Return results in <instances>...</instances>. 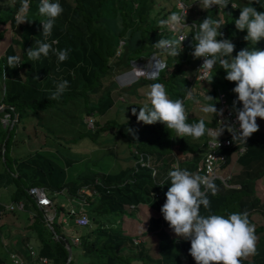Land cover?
<instances>
[{"label":"trees","instance_id":"trees-1","mask_svg":"<svg viewBox=\"0 0 264 264\" xmlns=\"http://www.w3.org/2000/svg\"><path fill=\"white\" fill-rule=\"evenodd\" d=\"M51 2H58L63 12L56 19L51 35L45 37L41 33L43 30L41 21L46 18L38 12L40 0H0V25L9 24L12 30L11 43L0 55V77L4 85L1 101L7 107L5 112L10 113L12 118L16 116L15 123L27 111H31L39 122L42 114L51 107H62L70 101L84 99L88 101L84 108L85 113L94 121L95 128V125L99 124L98 116L114 107L116 101L131 102L133 104L131 108H136L138 114L139 107L150 105L147 98L150 86L160 83L165 87L169 99H181L184 106H189L187 123L193 124L203 119L206 129L217 126V114L204 113L201 110L204 106L214 105L209 103L210 99L202 100L203 96L200 93L191 95V98L188 96L195 83L194 66L199 60L192 55L196 43L193 35L198 31L199 25L196 31L192 29L189 31L192 46L184 44L180 55L171 57L154 46L161 38L176 39L165 26L161 27L156 20L152 23L154 19L152 12L156 5L154 0H51ZM237 4L236 8H228L223 12V21L220 16L214 17L213 12H208L199 22L212 17L213 21L219 23L218 31L222 36L218 39H229L234 43L233 57L245 48L264 50V39L256 45L251 41L247 42L244 39L247 31H238L234 24L235 19L239 17L240 9L245 6H253L257 11H264V0H258L256 3L252 0H239ZM21 19L28 21L19 24ZM41 42L49 43L54 50H69L68 58L59 62L55 52L50 51L47 57L41 55L38 60H29L27 50L30 47L37 48ZM14 45L19 49H15ZM152 53L160 56L167 65L156 78L142 76L125 88H119L113 81L104 89L103 78L112 73L119 75L130 70L134 60L141 57L149 58ZM9 56H18L21 64L15 68H8ZM5 72L7 77L4 75ZM225 76L226 72L217 63L209 78L199 84H211L212 90L203 86V90L211 97L216 95L217 91L225 92L232 109L233 101L237 98L232 89L236 85L227 81ZM62 81L68 82L66 91L58 100L51 99L56 85ZM91 95L97 96L96 99H88ZM197 101L202 103L194 106V102ZM215 107L219 109L217 104ZM236 107L242 108V104L238 103ZM113 121L114 119H109L104 125L97 126V129L93 130L94 133L107 130L105 128ZM123 123L127 126L133 123L127 128L133 132L122 131L116 127L118 129L116 133L122 135L130 159L126 167H121L114 173L81 174L68 178L60 164L39 152L33 155L29 162H22L28 167L23 169L25 175L19 173L16 176L17 196L22 195L25 206L26 202H29L35 208L34 223L37 228H42L38 256L47 257L52 264L67 263L68 252L65 243L69 242L72 248L73 245L70 238L61 232V221L58 220L59 214L64 210L56 203L55 195L65 190L66 196L79 199L80 191L88 188L92 194H85L81 201L84 202L83 209L86 211L84 213L90 214L92 219L90 220L88 215L89 225L82 229L75 226L74 229L81 246L78 252L87 259L84 264H195L189 255L190 241L170 235L167 230L169 226L163 219L160 209L171 183L168 178V172L173 170L171 164L177 161L181 169L197 174L195 164L202 153L200 147L210 137L209 134L206 131L199 139L177 138L175 133L169 132L162 123L157 122L153 125L138 123L131 112ZM13 130L12 128L9 138L4 143L5 164H8L6 144ZM242 145L246 147L245 152L234 157L241 169L237 174H232L230 181L232 185L238 187H226L219 179L212 180L217 187V193L212 195L210 191H206L210 207L205 209L201 206L202 215L215 214L227 217L231 213L247 211L251 223L254 214H260L264 220V201L256 195V182L264 174V135L256 132ZM239 146L236 144L224 151L229 155ZM136 151L150 156V164L156 169L154 177L150 168L139 167L136 170L135 161L138 157ZM71 162L69 159L68 165ZM31 186L44 187L55 204L58 215L50 229L45 224L43 210L36 206L26 191ZM139 204H145L157 213L156 216L149 218L145 231L157 239L156 256L150 254L145 241L139 240L134 243L135 237L124 234L120 227L110 225L107 220L109 215L121 217L129 213L127 206L135 208ZM2 210L0 207V211ZM68 214L74 219L80 213ZM254 225L257 254L242 259L241 264H264V224ZM54 235L58 237L54 238ZM27 256L30 258L29 253ZM29 262L36 264L37 258L30 259ZM0 264H3L2 259ZM68 264H73V256Z\"/></svg>","mask_w":264,"mask_h":264},{"label":"clouds","instance_id":"clouds-1","mask_svg":"<svg viewBox=\"0 0 264 264\" xmlns=\"http://www.w3.org/2000/svg\"><path fill=\"white\" fill-rule=\"evenodd\" d=\"M254 2L258 0H253ZM199 5H202L201 8L205 10L211 9L214 5L224 10L229 5V0H199ZM234 7L232 5V8ZM38 12L46 18L41 21L43 28L41 33L47 37L51 35L55 21L63 12V8L58 2L40 0ZM186 14V11L183 15L173 13L167 20H161L160 26H180L184 23ZM26 21L28 20L21 19L19 24ZM234 24L238 31H247L244 37L247 42L251 41L256 45L264 39V11H257L253 6H245L240 9L239 17L235 19ZM218 29L219 23L209 17L200 22L198 31L193 35L196 43L192 55L197 59L203 58V64L198 70L202 71L203 78H207L214 66L219 63L226 72L225 79L235 83L236 86L232 91L237 98L233 101L232 111L235 112L239 129L229 126L227 131L232 133L233 141L238 139L247 143L248 138L259 130L257 118L264 119V50L245 48L233 57L234 43L229 39H218L222 36ZM185 39L186 37L161 38L154 46L163 50L168 56L178 57ZM50 51L55 52L59 62L68 58L69 50H54L49 43L42 42L35 49L30 47L26 54L29 60H38L41 55L47 57ZM150 58L152 63L148 71L152 77L149 78H156L158 72L167 65L157 54L156 59L152 58V55ZM20 64L18 56L7 58L8 68H15ZM134 70L141 71V69H133L132 66L130 70L119 75L129 74ZM155 70L157 72H154ZM4 75L7 77L6 72ZM67 87V81L58 83L50 98L58 100ZM188 95L191 98V92ZM147 98L150 105L145 104L139 107L138 114L136 108L131 110L138 123L142 122L145 125L162 123L169 132H174L177 138L199 139L205 135L207 129L204 120L201 119L193 124L187 123L189 114L184 102L181 99H169L162 84H152ZM207 99L213 98L207 95ZM238 103L242 104V108L236 107ZM201 110L204 113L223 114L222 110L218 112L215 104L204 106ZM127 131L133 132L132 129ZM224 131L225 127L222 126L218 132L214 133L217 141ZM168 178L171 183L165 193L166 199L160 211L175 236L178 239L190 241L189 255L195 264H241L242 259L257 254L255 225L250 222L247 211L231 213L227 217L215 214L205 216L200 213L201 206L205 209L210 207L206 191H210L212 195L217 193L216 185L208 176L193 174L174 165L173 170L168 172Z\"/></svg>","mask_w":264,"mask_h":264},{"label":"rangeland","instance_id":"rangeland-1","mask_svg":"<svg viewBox=\"0 0 264 264\" xmlns=\"http://www.w3.org/2000/svg\"><path fill=\"white\" fill-rule=\"evenodd\" d=\"M244 1V0H242ZM253 1V0H252ZM155 9L152 12L154 16L152 23L157 21V23L165 19L169 18L171 14L176 13L178 11V7H176L175 0H154ZM197 8L194 9L197 10ZM193 10H190L189 16L196 18L197 15ZM212 20H214L211 17ZM0 32H2V37L0 38V55L4 52L6 47L11 43L12 39V30L9 24L0 25ZM15 49H19L17 45H14ZM152 59L149 57L145 59L146 69L151 66ZM143 71H135L130 72L129 74L117 75L116 73H112L109 76L102 79L103 87L106 89L112 82L114 81L119 88L129 87V83L133 82L137 78L144 76L142 74ZM146 77V76H145ZM1 77H0V89L1 87ZM203 86H206L209 90H212V86L209 83H205V85H200L199 83H194L193 88L191 90V95L195 93H200L205 100L207 98V93L203 90ZM222 88V87H220ZM219 89V86H218ZM197 91V92H196ZM214 91V90H213ZM3 94V91H0V96ZM210 94V93H209ZM213 99L209 100V103L217 104L219 106V111L222 108V105L218 99V95H212ZM97 96L91 95L89 98L96 99ZM121 100V98H120ZM212 101V102H211ZM88 104V101L84 99H77L74 101H70L66 103V105L62 107H51L48 111H45L40 118V121L33 120V123L36 122L37 131H43V135L47 140V146H53L52 149L46 147L45 149H37L41 155H45L46 153L51 158H53L58 164H60L67 174L68 178H74L77 175L81 174H91V173H106V172H116L121 167H126L129 164L130 155L126 150V145L124 143L122 135L116 133V131L122 130L125 131L130 125H125L123 122L130 116V112L132 110L131 102L124 101H116L114 103V107L109 109L105 114L98 116V125H95V128H89L91 126L87 125L84 118H87V114L85 113V105ZM202 103L201 101L194 102V106ZM228 105L230 106L228 100ZM130 106V107H129ZM189 107V106H188ZM188 107L185 106L186 111H188ZM231 108V107H230ZM120 109V110H119ZM128 111V112H127ZM109 119H114L113 122L109 124V126L104 130L98 133H94L93 130L97 129V126H102ZM21 122H26L25 119L21 118ZM32 121V119H31ZM19 122L15 126V131H13L9 141L6 144V155L9 154V150L12 148H16V150L24 151L28 149V136L35 134V126L32 129H29L27 132L29 134L25 135L22 133V130L16 129L20 128ZM29 124H31L29 122ZM118 129H117V128ZM99 129V128H98ZM262 130H264V121H262ZM21 131V132H20ZM15 133V134H14ZM17 139V140H15ZM43 144V143H42ZM4 152L2 155L4 156ZM2 156V160H4ZM71 159L72 162L68 165V160ZM241 169V166L237 164V162L233 159L230 167L227 168V171L231 172L233 175L237 174ZM261 186L263 191H258L259 194L264 195V179L257 180L256 186ZM89 195L92 194L91 190H88ZM67 196L63 193H57L55 195V201L58 205L63 207V210L67 212L68 210V202ZM81 201V200H79ZM87 206V204H86ZM85 206H82L84 208ZM34 208V207H32ZM79 207L78 210H80ZM128 210H131L135 216H131L136 219L137 227L135 229V239L145 241L146 247L149 250L150 254L156 256V244L157 239L153 234H147L146 227L148 225V220L152 216H156L157 213L147 205H139L135 208L127 206ZM69 212V211H68ZM126 217H130L128 213H125ZM68 222H72L73 218H69ZM90 220L92 219L91 215ZM120 216H112L109 215L107 220L110 225L114 224L116 227H120ZM258 223H263L264 220L258 218ZM92 223V222H91ZM93 225V223H92ZM168 232L172 237H176L170 228H167ZM3 252L2 247H0ZM6 254L7 260L5 264H14L11 260H9V254ZM76 250L73 251V264H80L81 258L78 259Z\"/></svg>","mask_w":264,"mask_h":264},{"label":"built area","instance_id":"built-area-1","mask_svg":"<svg viewBox=\"0 0 264 264\" xmlns=\"http://www.w3.org/2000/svg\"><path fill=\"white\" fill-rule=\"evenodd\" d=\"M175 1H176V7H178V11L176 12L177 14L183 15L184 12L186 11L187 14L185 17V21L180 26L173 27L167 25L165 27L168 30V32H172V34L176 39H180L181 37H186V39L182 42V47H183L184 44L192 46V38L189 31L190 29L194 31L197 30L198 25L201 22V21L199 22V20L204 14L208 12H213L212 14L214 17L220 16L221 21H223L224 19L222 18L223 12L226 11V9L228 8H232V5H234L235 6L234 8H236L239 0H229V5L224 10L219 9L215 5L208 10L202 9L201 8L202 5H199V0H175ZM197 7L198 9L194 11V9ZM190 10H193L196 13L197 15L196 18L189 16ZM152 58L156 59V53L152 54ZM145 59L147 58L141 57L139 60L133 61L132 66L133 69H141V71L144 70L142 74L147 78H149L152 77V74H150L149 71L147 72L145 71L147 67L145 66L146 65ZM202 64H203V58H199V60L195 63L194 77H193L194 82L202 83L206 81L210 76L209 75L207 78L202 77V71H198L199 68L202 66ZM154 72H157V70H155ZM217 95L222 105L221 110L223 114L222 115L217 114L218 124L216 127H212V128L210 127L207 129V133L209 134L210 137H208L204 141V143L201 144L200 148L202 150V153L200 155L199 160L195 164V172L202 176H208L211 180L219 179L226 187H230V186L238 187L230 183L232 173L227 171V168L229 167V164L232 162L234 157L241 155L245 152L246 147L242 145L243 142L238 139L233 141L232 133L227 131V127L229 126L234 127L235 129L238 130L239 124L236 119L235 112L232 111V109L227 103V97L225 92L217 91ZM3 107H5V109L7 108L6 106H4V104L0 103V110ZM10 117L11 116L9 114L5 115L1 119V122L3 124H7ZM262 120L263 119L257 118V123L259 125V130L257 131L258 133H262L264 131L262 130ZM15 121H16V116L13 118L12 123H14ZM85 122L87 123V125L91 126L89 128H94V121L90 117L87 116V118H85ZM222 126L225 127V131L218 137V141H219L218 143L214 133L218 132L222 128ZM236 144H239L240 146L236 150L231 152L229 155L227 154V152L224 151V150L227 151V149L234 147ZM135 153L138 155L135 161L136 170L139 167L150 168L151 174L154 177L156 173V169L150 164V156L148 154L137 151ZM174 165H178V162L175 161L174 163H172L171 164L172 168ZM88 190H89L88 188H83L80 191L79 194L80 200L84 199L85 194L89 195V193H87ZM27 193L32 198V200L39 209L45 210L44 220L46 224L50 226L54 222L57 213L55 207H53L54 206L53 201L48 196L46 189L42 186H31L27 189ZM6 208L8 211H22L25 209V202L22 200L15 201L10 205H8ZM69 213L77 214L74 208L70 209ZM74 223L78 227L88 226L90 223L88 214L84 212L78 214V216L74 218ZM71 240L73 243H79V237H74ZM133 241L134 243H137V241L139 240L133 239ZM28 253L30 255V259L37 258L36 264H52L47 257H39L38 252H35L30 246L28 247ZM10 259L14 264H23L21 258L16 255H11Z\"/></svg>","mask_w":264,"mask_h":264},{"label":"crops","instance_id":"crops-1","mask_svg":"<svg viewBox=\"0 0 264 264\" xmlns=\"http://www.w3.org/2000/svg\"><path fill=\"white\" fill-rule=\"evenodd\" d=\"M198 83V82H196ZM1 89L0 91H4V85L1 83ZM0 96V103L4 104L1 101ZM6 106V105H4ZM10 113L8 112H0V207L3 209L0 211V247H2L3 252L9 254V260H11V255H16L21 258V261L23 264H30L29 260L30 258L27 256L28 253V247L30 246L35 252H38L41 245V232L42 228H37L36 223H34L35 218V208H32V205L29 202H26L25 209L22 211H8L7 206L15 201L22 200V195L17 196V183H16V176L21 173L22 175H25L24 167H28L27 165H23L22 162H29L31 160V157L38 153L39 149H45L48 147L49 149H52L53 146H47V140L45 139V136L43 135V131H37V126L35 123H33V120H36V117L33 115L31 111H27L21 118L25 119L26 122H21L20 119L14 124L13 126L12 121L13 118L10 117L7 124H3L1 122V119ZM32 119V121H31ZM264 121V119L262 120ZM20 123V128L16 129L17 131L22 130V133L25 135L29 134L27 131L29 129H32L33 126H35V134L28 136V149L24 153V151L16 150V148H12L9 150V154L6 155L8 159V164H5V156L2 155L4 152V143L7 138H9V134L11 132V129H15V126L17 123ZM29 122L31 124H29ZM27 130V131H26ZM15 131V130H13ZM21 132V131H20ZM15 134V133H14ZM264 135V132H262ZM17 140V139H15ZM43 143V144H42ZM46 156V153H43ZM2 156L4 160H2ZM232 163V162H231ZM229 164V167L231 165ZM238 164V163H237ZM28 178V177H27ZM264 179V174L260 178V180ZM28 189V188H27ZM263 191L261 189V186H256V195L259 196L261 201H264V195L259 194L258 191ZM27 191V190H26ZM65 190L60 191L58 193L64 194ZM66 195V194H65ZM67 202H68V211L70 209H75L76 212L81 213L84 212L85 209L79 207H82L84 205L83 201H79L76 198H70L67 196ZM53 205L54 202H53ZM139 205H145V204H139ZM138 205V206H139ZM54 207V206H53ZM149 207V206H148ZM150 208V207H149ZM43 210V209H42ZM152 210V209H151ZM62 212L59 214L58 221H61V232L64 233L66 236H68L71 239L74 237H78L75 233V223L74 219L72 222H68L67 216L70 218L69 212ZM129 213L128 215L130 217H126V215L121 216L120 218V229L124 232V234L133 236L135 233V229L137 227L136 219L132 218L131 216H135V214L131 210H127ZM154 211V210H153ZM45 214V210H43ZM86 212V211H85ZM43 214V216H44ZM58 215V214H57ZM89 215V214H88ZM258 218H261L263 220V217L260 214H254L251 217L252 224H256L255 222H258ZM46 224V222H45ZM48 228L50 229V226L46 224ZM256 225H263V223H258ZM87 227V226H86ZM77 228V227H76ZM79 229H82L84 227H78ZM57 238V236L54 235V238ZM62 239V238H61ZM71 243L73 245L72 249V256L73 251L76 250V253L78 256V259L81 258V263L84 264L87 262V259L81 256L80 252H78L81 249V246H79V243H73L71 240ZM71 246V245H70ZM76 248V249H75ZM0 249V260L2 259V263L5 264L7 260L6 254L4 255Z\"/></svg>","mask_w":264,"mask_h":264},{"label":"water","instance_id":"water-1","mask_svg":"<svg viewBox=\"0 0 264 264\" xmlns=\"http://www.w3.org/2000/svg\"><path fill=\"white\" fill-rule=\"evenodd\" d=\"M4 109H5V107H3L0 110V112H3ZM11 125L13 126V123ZM65 245H66V249H67V252H68V257H67V263L66 264H68L71 261V259H72V249H71V246H70L69 242H66Z\"/></svg>","mask_w":264,"mask_h":264}]
</instances>
